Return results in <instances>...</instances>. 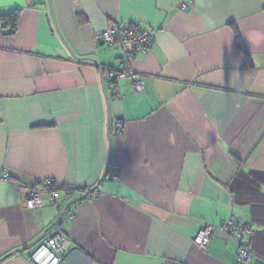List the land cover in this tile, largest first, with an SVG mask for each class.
Returning <instances> with one entry per match:
<instances>
[{
  "label": "crops",
  "instance_id": "crops-1",
  "mask_svg": "<svg viewBox=\"0 0 264 264\" xmlns=\"http://www.w3.org/2000/svg\"><path fill=\"white\" fill-rule=\"evenodd\" d=\"M112 24L153 35L131 60L140 90L109 78ZM3 171L77 191L31 209L0 177V260L87 192L57 225L96 264H264V0H0ZM229 219L255 230L246 260L222 229L194 242ZM36 246L0 264H37Z\"/></svg>",
  "mask_w": 264,
  "mask_h": 264
},
{
  "label": "built area",
  "instance_id": "built-area-1",
  "mask_svg": "<svg viewBox=\"0 0 264 264\" xmlns=\"http://www.w3.org/2000/svg\"><path fill=\"white\" fill-rule=\"evenodd\" d=\"M186 3H183L185 6ZM152 33L140 29L134 25H109L103 30L102 37L108 45L119 44L123 50V57L118 70L108 69L110 80L116 85L118 78L129 77L136 89L140 90L144 87V80L137 77L131 68L132 58L139 52L144 51L149 44ZM118 90V85H116ZM120 94V93H118ZM116 127L122 129L124 127L122 121L116 122ZM0 177L8 182L14 183L18 188H26L25 204L28 208L38 209L46 203L56 202L60 185L51 178H39L33 184H25L17 179H13L10 173L3 171ZM74 191V189H71ZM68 218H73L74 213L68 212ZM222 229L228 234L234 235L238 242V259L246 260L250 256V248L248 247L245 238L254 232L252 226L248 225L242 219H229L221 224L207 223L197 234L194 242L200 246H206L211 239L215 229ZM69 239L60 225H57L54 230L42 241H40L31 254V258L37 264H59L63 256L67 253Z\"/></svg>",
  "mask_w": 264,
  "mask_h": 264
},
{
  "label": "water",
  "instance_id": "water-1",
  "mask_svg": "<svg viewBox=\"0 0 264 264\" xmlns=\"http://www.w3.org/2000/svg\"><path fill=\"white\" fill-rule=\"evenodd\" d=\"M107 171V169H106ZM106 171L104 173V176L106 174ZM103 176V177H104ZM102 179L100 180V182L90 190V192H94L97 187L99 186V184L101 183ZM89 193H83L79 196H76L72 199H70L66 205L64 206V208L62 209L61 213L59 214V216L56 218V220L54 221V223L52 224L51 228H54L57 224H59L66 212L68 211V209L70 208V206L74 203V202H77L78 200H81V199H84L86 198V196L88 195ZM46 230L44 233L40 234L37 238H35L34 240H32L30 243L26 244L25 246L21 247V248H18L17 250H14L12 252H10L9 254H7L6 256H4L0 261H2L3 259H5L6 257L12 255V254H15L19 251H22V250H27L29 249L30 247L38 244L41 239L44 238V236L46 235V233L50 230ZM59 264H96L95 263V260L88 254L86 253L83 249L81 248H73L71 250H69L62 258V260L60 261Z\"/></svg>",
  "mask_w": 264,
  "mask_h": 264
},
{
  "label": "trees",
  "instance_id": "trees-1",
  "mask_svg": "<svg viewBox=\"0 0 264 264\" xmlns=\"http://www.w3.org/2000/svg\"><path fill=\"white\" fill-rule=\"evenodd\" d=\"M18 16H19V9L17 10H14L12 12H10L9 14L7 15H4L2 16L4 19H6L7 23L12 27V29H15L16 28V23H17V19H18ZM238 41L241 42L240 40V37L238 36ZM247 54V53H246ZM247 58H248V62H249V55L247 54ZM112 68V67H110ZM112 81V80H111ZM113 82V81H112ZM60 188H63L67 191H71V189H74V191H77L75 187H70V186H66V185H62L60 186ZM69 211V209H68ZM68 211L66 212V214L68 213ZM255 231V230H254ZM252 253V250L250 249V255Z\"/></svg>",
  "mask_w": 264,
  "mask_h": 264
}]
</instances>
